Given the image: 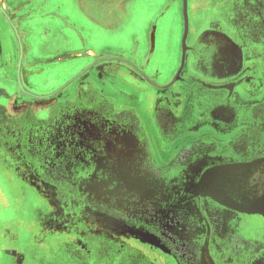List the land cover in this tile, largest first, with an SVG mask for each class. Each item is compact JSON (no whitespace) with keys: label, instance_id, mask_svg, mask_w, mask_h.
Returning <instances> with one entry per match:
<instances>
[{"label":"flooded vegetation","instance_id":"obj_1","mask_svg":"<svg viewBox=\"0 0 264 264\" xmlns=\"http://www.w3.org/2000/svg\"><path fill=\"white\" fill-rule=\"evenodd\" d=\"M233 1L229 8L234 38L226 33L223 22L212 17L204 26L205 29L216 30L215 35L212 33L213 44L196 52L198 68L209 75L219 73L233 77L242 70L243 51L258 50L261 55L260 72H246L231 84L244 85L246 78H258L259 86L264 90V0ZM202 59L210 66L200 67ZM213 62L215 65L211 67ZM196 82L205 89L210 87L200 79ZM225 89L222 88L226 93ZM257 92L261 96V92ZM203 95L199 97L200 101L196 97L194 103L204 109L207 108V99L214 96L221 97L220 102L224 99V105L228 104L227 97L231 98L230 93L225 95L226 98L209 92ZM83 97L88 102L89 99L96 101V104L105 98L112 111L100 118L97 114L103 112L96 108L86 112L88 121L83 118L85 121L73 120L63 125L67 133L63 136L58 130L57 136L60 137L49 139L52 149L57 150L51 159L48 156L50 162L45 163L42 169L29 164L30 161H25L14 149L17 171L33 175L38 182L50 188V198L46 200L50 213L46 220L58 225L79 243L83 264H147L151 257L156 262L168 261V264H237L239 260L241 264H264V115L260 116L253 108L251 116L242 118L245 124H240L228 141L187 138L172 145L174 150L179 147L166 161L156 152L161 165L153 170L148 165L153 156L152 143L141 135L144 125L132 107H123L121 111L128 116L135 115L136 119L133 117L132 122L123 120L121 124L109 122L110 125L103 119L121 112L114 102L97 92H90L89 96L88 93L82 94L78 99L83 100ZM59 108L75 114L74 107L53 105L51 114H57ZM220 110V117L233 121L235 110ZM236 110L240 112L239 107ZM82 112L83 108L82 111L78 109L81 116ZM163 120L165 125L157 120L156 125L168 135H172L174 130L181 135L179 131H185L187 126L177 119ZM20 135L14 134L16 147ZM87 163L104 165L106 170L98 172L94 167V171L91 166H84ZM51 170H59L56 175L62 183L56 184ZM105 185H111L107 187H111L112 194L116 196L114 203H106L102 191ZM125 206V210L116 208ZM94 213L111 214L124 221V227L128 229L118 231L124 235L129 229L143 231L147 240L152 242L151 247L139 238V234L136 240L139 239L137 243L149 251L144 248L138 251L114 236L107 238L105 245L97 244L99 247L95 249L100 254L94 255L92 248L85 250L84 240L91 242L93 236L98 235L97 227L112 228L108 222L101 224ZM127 213L131 217L127 218ZM111 230L114 231L113 228ZM100 231L106 234L109 230ZM232 259L235 260L230 263Z\"/></svg>","mask_w":264,"mask_h":264},{"label":"crops","instance_id":"obj_2","mask_svg":"<svg viewBox=\"0 0 264 264\" xmlns=\"http://www.w3.org/2000/svg\"><path fill=\"white\" fill-rule=\"evenodd\" d=\"M173 1L176 0H170L169 4ZM78 2L82 4L81 15L78 19L80 24L74 23L71 16L64 17L65 27L71 29L72 32L67 30L63 32L62 29L60 40L64 39L69 43L81 40L85 46L88 45L87 52L79 50L75 56H90L92 62L89 66L92 68L85 74L78 73L55 89L57 91L37 94L26 89L25 78L21 74L20 66H18L19 63H22V59L18 60V42L13 34L14 7L9 4V0H0V67H7L10 74L17 76L18 90L22 94L21 102L16 101L18 105L14 106V114L0 103V264H83L84 262L79 243L67 236L58 225H52V222L46 220L50 213L46 201L50 198V188L46 184L38 182L33 175L20 174L14 167V115L18 117L24 115L39 116L36 112V109L39 108L47 109L51 114L52 100L57 99L61 103H67V100L80 98L86 89L92 93L97 92L104 97L112 98L114 101L126 98L128 99L127 102L123 100L119 104L114 103L116 107L121 105L120 107L125 108L130 107V104L133 103L131 99L136 92L139 101L137 109L140 115L143 112L149 113L151 106H156L158 101L165 100L163 103L170 104L171 107L176 103L178 110L173 112L174 115L185 118L187 126L184 129L186 131L184 134H187V137L193 136V133L199 131L202 126L209 125L214 134L221 139L215 137L209 139L208 134H203V137L217 141L224 140L221 135H225L227 131H237L240 124H245L239 120L247 117V115L251 116L249 110L258 103V98H260L258 92L254 93V91L236 84L233 98L230 96L235 100L234 102L224 105L219 99L217 104L219 107L216 110L211 109L210 106L209 109H204L198 104L195 106V103L191 110L188 109L190 105L188 101L195 99L193 97L195 91H190L189 85L194 84L196 78L213 85L208 74L199 73L195 70L198 67L196 62L198 53L196 52L203 51L205 47L207 49L213 44L212 33L215 35L216 31L207 27L205 29V26L212 17H216L220 22H223L226 33L234 38V32L231 30L233 24L230 21L232 13L229 8L231 4L233 5V0H188V18L189 10L194 14V22L191 27L189 20V33L192 31L191 40L188 42V33L187 44L189 48L185 54L184 65L180 73L181 80L178 79L172 84L171 99L166 97L164 92L159 93L147 87L148 78L160 85L168 84V82L161 83L158 81L157 78L160 76L158 69L154 75L146 71L148 64L155 57V65L157 66H164L170 61L171 56L168 55L167 50L164 48L162 51L158 50L157 43L159 22L165 16L169 4L161 8L163 0H78ZM137 2L143 4L137 9L138 17L143 15L148 17L144 19V23L141 21L128 23V29L125 30L127 21L135 12L133 7ZM89 3L91 7L88 9ZM48 15L50 20L55 19L53 14ZM6 18H10L13 22L9 25H3V20L5 21ZM140 24H143L141 28ZM98 37L116 41L120 46H116L114 49L100 50L99 46L94 47L96 45L94 41L96 39L98 41ZM9 44L11 45L9 46ZM5 49L6 51L7 49L11 50L12 53L3 59ZM232 52L235 53V51ZM260 56L258 50L243 51L242 70L231 77L229 81L237 82L248 67L250 68L247 70L248 72L259 73ZM209 64L205 62V59H202L199 66L205 68L209 67ZM235 66L237 65L235 64ZM18 67L19 70L17 71ZM219 79L221 80V78ZM254 79L258 81V78ZM179 83H187L188 91L181 93ZM197 85L198 91L206 92L202 85ZM209 94L225 97L217 92L211 93L209 91ZM241 94L246 98L244 105L237 100ZM2 96L12 97L7 89L0 87V98ZM254 98H257L256 102L253 101ZM237 107H239L240 112H237ZM222 108L224 111L235 110L233 121H227L220 117L219 113ZM1 110L6 113L8 120H10L7 122V126L2 124L3 114ZM4 131L8 133L5 135L6 137L3 135Z\"/></svg>","mask_w":264,"mask_h":264},{"label":"rangeland","instance_id":"obj_3","mask_svg":"<svg viewBox=\"0 0 264 264\" xmlns=\"http://www.w3.org/2000/svg\"><path fill=\"white\" fill-rule=\"evenodd\" d=\"M169 2L170 0H163L161 8L165 7L166 4L168 5ZM9 4L12 7H14V29H13L14 33L13 34H14L15 39L18 42V51H17L18 60L22 59V63L21 64L19 63L18 66H20L21 74L25 78V87L27 90L37 93V94L48 93L50 91H53L59 88L60 86L65 84L68 80L72 79L78 73L81 72L85 74L88 70L92 68L91 66H89L92 62L90 56L88 55L75 56L77 54L76 52H78L79 50L87 52V50L89 49L88 45L85 46L81 40L80 41L78 40L76 42L75 41L70 42V43L68 41H65L64 39L60 40V37H62V33H61L62 29H63V32H66V30L68 32H72L71 29L69 28L67 29L65 27L64 17L71 16L73 19L72 21L74 23H77L78 25L80 24L78 19L81 15L82 4L78 2V0H9ZM128 5L130 6L129 3ZM140 5L141 7L143 6L141 2H137L134 5L133 9L136 12V14L134 12V14L130 16L129 20L127 21L125 25V30L128 29V26H127L128 23L130 24L137 23L138 21H141L142 23H144V19L148 17L146 15L138 17L137 9L140 7ZM90 7H91V4L89 3L87 8L89 9ZM48 14H53L52 16L55 19L50 20V17ZM189 20H190V27H191V25L194 22V14L191 10H189ZM12 22L13 20H11L10 18H6L5 21L3 20V25L4 24L9 25ZM142 25L143 24H140V28ZM92 27L94 26L92 25ZM184 32H185L184 0H176V1H173L171 4H169V7L166 11L165 16L159 22V29L157 33L158 50L162 51V48L167 50L168 55L171 56V58H169L170 61L168 64H164V66H157L155 65L156 64L155 63L156 57H155V59L148 64L147 70H146L151 75L152 74L154 75L157 73V69H158L160 76L157 79L161 83H165V82L170 83L171 79L176 75L178 69L180 68L181 61L183 58ZM191 34H192V31H190L189 33L188 42L191 40ZM94 44H96L94 45V47L99 46L100 50L110 49V48L114 49L116 46H120V44L117 43L116 41H111L110 39L108 40L105 37L104 39H101L98 37V41L96 39L94 41ZM10 45L11 44H9V46ZM11 53H12L11 50L7 49L6 51L5 49L3 51V59H6V57H8V55H10ZM213 65H215V62L212 63L211 67H213ZM217 65L218 64H216V66ZM14 69H15V66H14ZM248 69L250 68L248 67L247 70ZM18 70H19V67L17 68V71ZM195 70L199 71V73H202L201 68L196 67ZM247 70H244L242 74H245L246 72H248ZM192 74L196 75L197 73H192ZM235 75L236 74H233L232 76H235ZM208 76L211 79V83L213 85L209 84L210 87H206L207 89H203V90H206V92L210 91V92L221 93L224 96L227 93H230L231 94L230 96H232L233 98L234 87L236 84H233V85L231 84L232 81H229V79L231 78L230 76H224L225 79L223 78V75L221 76V74L219 73L210 74V75L208 74ZM16 77L17 76L15 74H10L7 71V67L5 66L0 67V87L7 89L10 95L12 96V97L2 96L0 98V103L5 105L12 114H14L13 113L14 106L18 105L16 104V101L21 102L22 100L21 99L22 94L18 90V84L16 82L17 81ZM219 78H221V80ZM196 81H197V78L194 81L196 84L194 83V84L189 85L190 87L189 90L195 91L193 93L194 95L193 97H195V100L197 97L198 100L200 101L201 98L199 99V97H202L203 93L198 91L199 87ZM242 84L246 86L245 87L244 85H242L243 88H246L250 91L257 92V90H259L261 92V96L260 98H258L259 101L258 103H256V105L253 106V108H255L256 112L258 111V114H260V116H263L264 115V95H263L264 90L262 89L263 86H259V80L255 81L254 78H249V77L246 78L245 83H242ZM179 86L181 88L180 89L181 93L186 92L187 90L186 87H188L187 83H179ZM147 87L159 93L164 92L163 94L166 97L171 99L170 90H171L172 85L170 87L163 88V87L156 86L153 82H150L148 80ZM224 87L227 88L225 89L226 93L224 90H222V88ZM154 88H157V89H154ZM87 93L89 96L90 91L88 89H86L83 92V95ZM24 98L26 99V97ZM222 98H226V97H222ZM232 98L227 97L229 104L230 102L235 101ZM219 99H221V97H218V96H214L211 99H207V108L210 106L211 109L216 110L219 107V105H217ZM106 100L107 99L104 98L103 100L98 101V103L96 104L95 100H94L95 102H92V100L89 99V102H90L89 103L88 100L85 97H83V100H79V99L78 100H75V99L67 100V103L61 104V101L54 99L51 101V106L53 105L55 107H62V108L74 107L76 108L75 114L68 113L67 111L61 108L58 109L57 114H49V111L47 109L39 108V109H36V112L39 116L37 115L25 116L24 115V116L18 117L14 115V130H15L14 134L16 133L21 134L18 147H16L14 143V149L19 154L22 155L25 161L29 160L30 161L29 164H33L37 166L38 168L42 169V166L45 163L47 164L50 162V160L48 159V156L51 159V156H53L55 151L57 150V148L52 149L53 146H50L51 144H50L49 139L59 138L60 136H57V133L59 132L58 130H61V133L64 136L67 132L66 130L64 131L63 125H66L68 122H71L73 120H77V121L79 120V122L85 121V120H82L83 118L88 121L89 116L85 114L86 112H90L93 109L99 108L100 110H102L103 113L97 114V117H100V118L102 117L103 114H107V115L110 114V112L112 111V107L109 101H106ZM111 100L114 101L112 98ZM123 100H126V102L128 101V99L122 98L118 100L116 99L114 103L119 104ZM193 100L194 99H191V101L190 100L188 101V103L190 104L188 109L190 110L192 109L191 107L194 105V102H192ZM237 100L242 105H244L246 102V98L242 94L237 98ZM34 101L37 102V100H34ZM163 101L162 100L158 101L156 106L155 105L151 106L149 113L143 112V114L141 115L139 114L138 109H137L138 104H139L138 93L135 92L133 94L132 99H131V102L133 103L130 104V107H132V109L136 112L135 114L139 115L142 119L144 126L142 127L143 130L141 132V135L142 134L145 135L147 137V140H149L152 143V146L151 145L150 146H151L153 156L151 159L152 161L148 165H150L153 170L156 168L158 164L161 165V162H158V159L156 157V152L157 154H159V156H161L166 161L167 159L170 158V155L172 154V152L176 151L179 147L178 146L176 150H174V148L172 147L173 144L175 145L180 144L182 140L187 139V138H191L195 140H209L211 137H215L217 139H221L216 134H214V132L211 130L212 128L209 125L202 126L199 129V131L194 132L193 136L191 137H187L186 136L187 134H184L186 133V131H179L181 135H179L178 132H176L175 130L174 132H172V135H168L169 133L167 131H160V129H158V127L160 126L156 125V120L159 121V123L163 125H165V121L163 119L170 120L171 118H173V119H177L179 122L186 121L184 117H178L177 115H174V112L178 110L176 103L175 105H173V107L175 108L174 109L173 107H171L169 103H168L169 105H167L165 102L163 103ZM223 101L224 99H222V103ZM253 101L256 102L257 98H254ZM191 102H192V105H191ZM197 104L198 103H195V106H197ZM118 106L117 108L121 111L122 109V107H120L121 105L119 107ZM82 108H83V112L81 116V114L78 113V109L82 111ZM253 108L249 110V113L250 111L253 110ZM1 111L4 117V118L2 117V124L7 126V122H10V120H8L9 118H7L6 113L3 110ZM158 112H160L162 117L159 115ZM252 112H254V110ZM125 114H128V113H123L121 111L120 113H115V115H109L111 117H108L107 119L104 118L103 120H107L108 123L110 122L112 124H114V122H117V123L120 122L121 124L123 120L125 121L127 119H130L132 122L134 118L135 119L137 118L133 114L129 116ZM103 117H106V115H103ZM94 118H96L95 115H94ZM239 121H243V120L241 119ZM104 122H103V125L105 124ZM48 124H51V125H48ZM29 126H31V129L29 128ZM5 132L6 131L3 132V135H6ZM235 132L236 130L229 131L225 133V135H221V137H224L223 139L228 141V139H230L232 136L235 135ZM189 133H192V132H189ZM135 134L139 138L140 135L137 130ZM203 134H208L209 139L204 138ZM193 137H196V138H193ZM56 141L57 140L53 142H56ZM227 141H224V142H227ZM164 164H168V163H164ZM87 165L91 166L93 169L95 167V169H97L98 172L101 171L102 169L106 170L104 165L97 166L96 164L90 165V163H87L84 166H87ZM95 169L94 171H96ZM83 170L84 169L80 171L82 172ZM58 172L59 170H56V171L51 170L50 172L52 173L51 175L54 178H56V179H53L55 180L56 184L62 183V180L57 178ZM86 186L90 188V185H86ZM107 186H111V185H105V188L102 190L106 198V200L105 199L104 200L106 201V203L107 202L114 203L116 200V196L112 194L111 187L109 188ZM130 206L132 205L130 204ZM116 208L125 210L126 206L116 207ZM95 215H97L98 217L97 220L101 224L108 222L107 224L112 226L114 231L111 230L112 228L107 227V226L97 227V229H99L98 235L94 233L95 234L94 236L96 237L93 236V238L91 239V242H89V240L88 241L84 240L82 245H84L83 248L85 250L92 248L94 249L93 250L94 255H97V253L100 254V251H97L98 249H95L99 247L97 246V244L105 245L104 241L107 238L114 236L117 239H119L120 242L125 241L126 243H128V245L131 248H134L138 251H142L144 247L140 246V244L137 243L139 239L136 240V238H138L137 236L138 234H139V238L142 239V241L148 247L149 246L151 247L152 242H149V240H147L148 238L144 236L143 231L138 232V231L129 229L128 230L129 232L124 235L123 233L118 232L120 230L123 231L125 229H128L124 227L125 225L124 221L122 222L121 220L115 219L114 216H112L111 214L104 215V214L94 213V216ZM126 215H127V218L131 217V214L129 213H127ZM132 219L135 220V216H133ZM124 220L126 221V219ZM128 220H130L131 222H135L134 220H131V219H128ZM144 228L145 226L142 227L141 230L142 229L144 230ZM104 229H108L109 231L107 233L105 232L106 234H104L102 233V231H100ZM117 233H119L120 235H118ZM116 235L120 237H117ZM144 249L146 250V252L149 251L146 248ZM127 260L128 258L126 259V261ZM234 260L235 259H232L229 262L232 263L234 262ZM124 263H127V262H124ZM236 263L241 264V261L239 260ZM147 264H168V261L163 262L162 260H160L156 262L151 257V259H149V263Z\"/></svg>","mask_w":264,"mask_h":264},{"label":"water","instance_id":"obj_4","mask_svg":"<svg viewBox=\"0 0 264 264\" xmlns=\"http://www.w3.org/2000/svg\"><path fill=\"white\" fill-rule=\"evenodd\" d=\"M184 14H185V32H184V38H183L184 49H183L182 65H181L179 71L177 72V75L175 76V78L168 84H165V85L156 84L148 78V80L150 82H153L156 86L167 88V87H170L175 81L180 79V73H181V70H182L183 65H184L185 53H186L187 49L189 48V46L187 45V37H188V33H189L188 0H184Z\"/></svg>","mask_w":264,"mask_h":264}]
</instances>
